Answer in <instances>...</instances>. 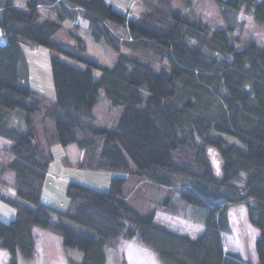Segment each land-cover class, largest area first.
Listing matches in <instances>:
<instances>
[{
	"label": "trees",
	"instance_id": "obj_1",
	"mask_svg": "<svg viewBox=\"0 0 264 264\" xmlns=\"http://www.w3.org/2000/svg\"><path fill=\"white\" fill-rule=\"evenodd\" d=\"M173 3L143 0L137 10L116 0H0V138L10 141L5 150L11 154L0 176L11 172L14 190L13 197L0 190V201L15 211L0 220V248L11 253V264L16 252L33 255L35 226L81 252L80 261L69 258V264H105V247L118 237L137 238L163 264H264V41L235 34L238 28L242 35L246 24L240 13L264 26V0ZM42 7L57 18L40 19ZM61 11L88 20L92 39L117 53L111 67L87 57L79 36L75 51L51 41L66 19ZM22 43L84 64L50 61L53 103L29 88ZM122 48L156 58L161 69ZM100 91L122 106L114 130L91 121ZM16 110L25 128L11 125ZM32 113L54 123L44 135L48 147L74 144L80 166L127 175L112 176L105 190L70 181L64 208L45 203L52 157L35 141ZM130 163L139 177L171 187L158 209L201 224L199 235L172 231L154 221V212L140 215L127 205L120 194ZM237 204L246 205L258 230L255 262L223 249L221 234L230 233L227 210Z\"/></svg>",
	"mask_w": 264,
	"mask_h": 264
},
{
	"label": "rangeland",
	"instance_id": "obj_2",
	"mask_svg": "<svg viewBox=\"0 0 264 264\" xmlns=\"http://www.w3.org/2000/svg\"><path fill=\"white\" fill-rule=\"evenodd\" d=\"M16 4L23 5L24 0H14ZM131 8L142 10L143 0H116ZM180 3V0H174L175 5ZM66 19H62V27L51 37V41L58 44L67 50H78L76 47L77 41L75 36H79L86 44V56L91 60L96 61L100 65L112 66L115 62L116 52L109 48L103 42H96L92 39L91 25L88 20L71 19L67 13L61 11ZM40 19L44 17L57 18L56 11L50 10L47 7L40 8ZM238 19H246V24L243 28L242 35L236 31V36L241 38L252 36L256 41H264V26H258L250 18L243 13L238 15ZM4 43V37L0 30V44ZM241 44H238L240 47ZM21 47L25 54L29 67L27 84L30 89L45 96L46 103H53L55 99V91L51 77L50 61L58 59L62 62L72 64L74 66L84 68V64L75 59L59 53L57 50L50 49L43 45L22 43ZM121 52L137 58L145 63H148L155 70L161 69V64L156 62L157 59L152 56H144L138 52H131L125 48ZM95 77L99 76L98 70H93ZM98 103L93 108L92 123L101 129L115 128L116 121L122 111V106L113 105L100 91ZM22 111H14L11 125H18L25 128ZM32 126L35 132V141L45 148L51 154L45 183L43 187V200L47 203H55L59 208L66 206V186L68 182L74 181L86 186L94 187L100 190L108 188L110 178L114 175L126 176V172L115 171L111 169H87L80 166L83 160L81 152L76 145L69 144L61 146L59 143H54L49 147L45 143V134L54 131V123L51 119H42L38 114L30 115ZM10 146V141L5 138H0V166L8 162L11 154L5 149ZM135 167L130 163V172L122 189L121 198L125 200L127 205L137 211L140 215H145L154 212V221L166 226L168 229L186 234L190 237H196L202 231V225L191 222L189 219L173 216L158 209L161 202L171 190V187L159 185L147 181L134 173ZM3 183H0V190L8 196H14L13 174L7 172L0 176ZM53 191V193L51 192ZM245 204H237L230 206L227 210V216L230 225V233H222V245L224 251L239 252L240 255L250 262L257 261L255 242L258 236L257 228L248 220V215ZM15 216V211L12 207L0 201V220L8 221ZM34 249L33 255L29 258L23 257L16 252V264H69L68 259L73 258L79 260L82 254L75 248L66 247L63 245L62 238L59 234L53 233L42 227L35 226L33 228ZM156 252L149 246L145 245L137 238L118 237L111 246L105 247V264H163L156 256ZM11 253L8 250L0 248V264H11Z\"/></svg>",
	"mask_w": 264,
	"mask_h": 264
},
{
	"label": "crops",
	"instance_id": "obj_3",
	"mask_svg": "<svg viewBox=\"0 0 264 264\" xmlns=\"http://www.w3.org/2000/svg\"><path fill=\"white\" fill-rule=\"evenodd\" d=\"M51 192L53 193V191L51 190ZM42 200H43V193H42ZM44 201V200H43ZM45 202V201H44ZM45 203H47V202H45ZM66 203H67V199H66ZM48 204H50V205H54V207L55 206H58L57 204H55V203H51V202H49ZM62 209V208H61Z\"/></svg>",
	"mask_w": 264,
	"mask_h": 264
}]
</instances>
